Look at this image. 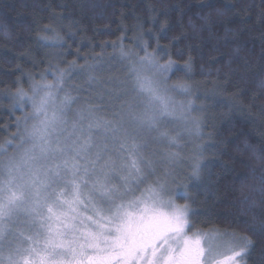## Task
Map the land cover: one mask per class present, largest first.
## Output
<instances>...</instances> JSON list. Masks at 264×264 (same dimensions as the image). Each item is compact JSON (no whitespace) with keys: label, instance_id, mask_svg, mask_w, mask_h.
Wrapping results in <instances>:
<instances>
[{"label":"trees","instance_id":"16d2710c","mask_svg":"<svg viewBox=\"0 0 264 264\" xmlns=\"http://www.w3.org/2000/svg\"><path fill=\"white\" fill-rule=\"evenodd\" d=\"M211 2L222 16L204 8L205 0H0V161L23 154L27 108L14 104L19 91L27 96L34 85H54L75 101L70 114L91 105L112 120L126 103L136 113L153 110L146 94L132 90L133 70L145 68L146 53L159 65L171 59L174 67L157 83L184 113L163 115L179 123L159 128L177 144L156 143L157 133L146 139L149 150L181 157L165 193L190 205L191 230L248 236L254 245L245 264H264V238L249 230L264 222V0ZM60 70L66 75L57 84ZM201 154L211 164L197 191L188 177ZM185 184L192 199L178 195Z\"/></svg>","mask_w":264,"mask_h":264},{"label":"snow or ice","instance_id":"6c2138e0","mask_svg":"<svg viewBox=\"0 0 264 264\" xmlns=\"http://www.w3.org/2000/svg\"><path fill=\"white\" fill-rule=\"evenodd\" d=\"M203 7L224 14L211 0H205ZM140 63L162 73L174 67L171 59L157 64L149 53ZM191 67L189 59L184 71L191 72ZM133 71L132 90L146 94L149 105L160 101L158 112L146 108L136 113L132 103H126L112 120L96 116L98 109L91 105L71 118L63 111L49 117L45 107L54 85L33 86L34 93L47 89L49 95L33 105L38 123L19 135L21 147L31 146L18 159L0 161V264H242L254 245L250 237L224 233L208 236L203 242L199 237L184 239L190 205L171 201L165 205L161 200L181 157L172 151L149 150L143 132L157 133L155 142L168 148L176 146L178 137L158 126L160 117L169 114L158 85ZM65 75L60 70L57 84ZM180 87L189 90L186 84ZM17 95L20 101L26 98L22 90ZM122 95L118 93L116 98ZM74 102L68 96L64 105ZM195 123L198 133L199 122ZM210 164L203 161L202 154L194 159L188 177L193 189L199 190L201 173ZM151 176L155 180L137 197L139 185ZM182 187L184 191L178 195L192 199L189 185ZM163 206L171 211H159ZM21 214L37 226L35 239L13 231V218ZM249 230L264 238V222Z\"/></svg>","mask_w":264,"mask_h":264},{"label":"rangeland","instance_id":"374dc122","mask_svg":"<svg viewBox=\"0 0 264 264\" xmlns=\"http://www.w3.org/2000/svg\"><path fill=\"white\" fill-rule=\"evenodd\" d=\"M140 72L145 77H147L148 79H150L154 83H156L158 85V87H159V90H160V86H159V84L157 82H159V80L163 81V79H162V76L160 74L161 72H159V70H156V69L152 68L151 66L146 65L145 68H142ZM46 95H49V90L41 89V90H39L36 93L31 92L30 95L26 96L24 101H20L18 97H15L14 104H17V106L21 107V108H23V106H25L27 108V115L26 116L24 115V117L22 119V122H21V133L23 132V130L26 127L30 129L32 127V125L38 123V120L36 118H34L35 109H34L33 105H34V103L38 105L39 102H40V99L42 97H45ZM160 95L162 96L163 94H160ZM162 97L165 99V101H166V103L168 105L169 112H173L171 114L182 115V113H184L183 110H181L176 105H174L172 101L169 103V97L168 96H164L163 95ZM64 101H65V98L61 97L58 94V92H56V91L51 89V92H50V95H49V98L47 100L46 107H45V112L47 113V115L49 117H52L53 115L60 116L61 111H63L64 113L67 114L68 118H71L73 116V114L76 113V112L74 111L73 114H70L71 113V109H70L69 106H65L64 105ZM175 106H176V108H175ZM151 107L153 108L152 111H155L154 108H157V110L159 111V109L161 107V102L160 101H153ZM184 117H187V113H185L182 116V118H183L182 120L183 121L186 120ZM25 118H27L26 122H25ZM42 118H43V116H40V119H42ZM177 122L178 121L176 119H170V120L169 119H166V120L160 119L158 126L166 125L167 123L177 124ZM191 125H193V124H191ZM191 132L192 131H191V126H190V129H188V133L192 134ZM152 133H155V132H151L150 133L147 130H145L143 132L144 139H149L150 138L149 135L152 134ZM30 146H31L30 144H25L24 145V149H25V147L28 148ZM23 152H24V150H22V153ZM165 192H167V191H165ZM165 192L162 193L161 197H160L161 200L165 203V205L167 204L168 201H171L174 205L183 206L184 204H186L185 202H179L177 200V193L166 194ZM159 211L170 212L171 209L166 207V206H163V207L159 208ZM12 227H13V231L14 232H17V233L23 232L24 233V238H26L28 236H33L34 239H35V237H36L37 227L32 225L31 218L28 215H26V214H21L18 217H14L13 218V222H12ZM223 234L224 233H221L219 231H194V230H191V228L189 226V217H188V225L185 227L184 233L182 235H183L184 239L199 237L202 240V242H203V240L206 237H208V236H216V235H223ZM40 243H42V239L40 240ZM179 243L182 246L183 245V239H180ZM24 246L28 247L29 243L26 242L24 244ZM4 251H5V254H7L8 249L5 248ZM221 252H223L226 255H230V253H227V250L225 248H221ZM218 259L222 260L223 256L219 257ZM214 264H216V262H214ZM242 264H245V257H244V260H243Z\"/></svg>","mask_w":264,"mask_h":264}]
</instances>
